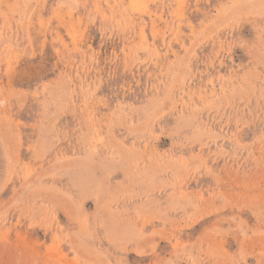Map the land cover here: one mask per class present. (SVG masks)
<instances>
[{
  "label": "rangeland",
  "instance_id": "1",
  "mask_svg": "<svg viewBox=\"0 0 264 264\" xmlns=\"http://www.w3.org/2000/svg\"><path fill=\"white\" fill-rule=\"evenodd\" d=\"M0 264H264V0H0Z\"/></svg>",
  "mask_w": 264,
  "mask_h": 264
}]
</instances>
